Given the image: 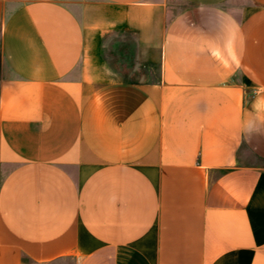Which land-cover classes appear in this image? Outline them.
<instances>
[{
    "label": "crops",
    "instance_id": "1",
    "mask_svg": "<svg viewBox=\"0 0 264 264\" xmlns=\"http://www.w3.org/2000/svg\"><path fill=\"white\" fill-rule=\"evenodd\" d=\"M66 257L264 264V0H0V264Z\"/></svg>",
    "mask_w": 264,
    "mask_h": 264
},
{
    "label": "rangeland",
    "instance_id": "2",
    "mask_svg": "<svg viewBox=\"0 0 264 264\" xmlns=\"http://www.w3.org/2000/svg\"><path fill=\"white\" fill-rule=\"evenodd\" d=\"M134 50L135 47L131 36L115 33L104 41L103 52L106 59L118 68L126 78L129 77L136 80L138 79L136 72L142 71V69H135L133 71L134 65H136ZM49 264H75V259L73 257H66Z\"/></svg>",
    "mask_w": 264,
    "mask_h": 264
}]
</instances>
